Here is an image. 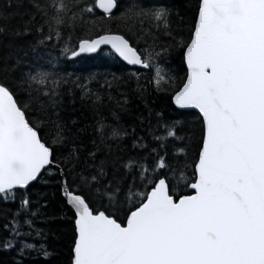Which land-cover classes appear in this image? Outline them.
Segmentation results:
<instances>
[{"label": "snow or ice", "instance_id": "obj_1", "mask_svg": "<svg viewBox=\"0 0 264 264\" xmlns=\"http://www.w3.org/2000/svg\"><path fill=\"white\" fill-rule=\"evenodd\" d=\"M122 3L28 0L22 31L68 60L109 46L135 68L136 94H167L175 115L149 109L138 135L120 123L128 101H118L86 146L64 112L67 79L43 66L0 79V202L19 200L0 250L16 253L13 264L49 257L37 224L48 204L31 191L47 174L72 213L70 264H264V0H196L187 21L165 0Z\"/></svg>", "mask_w": 264, "mask_h": 264}, {"label": "trees", "instance_id": "obj_2", "mask_svg": "<svg viewBox=\"0 0 264 264\" xmlns=\"http://www.w3.org/2000/svg\"><path fill=\"white\" fill-rule=\"evenodd\" d=\"M148 2L149 0H144V3ZM165 2L174 16L179 14L176 19L182 17L185 21L191 18L192 9L196 4V0ZM127 3L128 0H123L121 6L125 7ZM27 8L28 0H0V79L6 78L9 83H19L18 78L40 66L53 72L55 76L67 79L70 94L64 96V112L66 117L77 122L86 146H90L88 137L91 136L92 126L98 120L112 123L111 111L118 110V101H128L125 106L127 110L121 112L120 123L129 130L135 127L138 135H146L144 129L147 127V120L144 118L149 116V109L153 113L161 112L169 118L175 115L174 106L171 105L167 94L155 93L151 89L144 98L136 94L137 81L134 77L129 78L130 72L135 71V68L120 61L110 49L103 48L92 55H81L68 60L60 55V49L55 43L39 45L35 33L25 35L22 23L27 19ZM49 56L52 67H48ZM168 65L171 67L170 74L178 85L180 78L184 76V66L178 51L168 58ZM145 78L146 74L142 71L141 85L145 84ZM77 84L84 85L85 88L77 87ZM89 91L93 95H90ZM96 96L100 97L99 101L95 99ZM189 112L191 115L187 117L188 132L198 134V114L195 111ZM141 119H144L143 125ZM152 120L155 125L154 115ZM122 147L130 148L131 140H126ZM45 179L48 183L41 182L31 191L34 194L43 193L41 203L48 204L45 210L47 215L38 220L37 224L47 234V250L50 255L45 261L42 255L33 253L25 260V264H70L73 242L72 213L64 203L55 178L45 174ZM35 198L34 195L33 199ZM18 206L19 200L0 202V236L6 235L2 225L11 218V213L15 212ZM15 258V252L0 250V264H13Z\"/></svg>", "mask_w": 264, "mask_h": 264}, {"label": "water", "instance_id": "obj_3", "mask_svg": "<svg viewBox=\"0 0 264 264\" xmlns=\"http://www.w3.org/2000/svg\"><path fill=\"white\" fill-rule=\"evenodd\" d=\"M103 48H108L109 49V46H101V48L100 49H98L97 50V52H99L100 50H102ZM97 52H95V53H97ZM92 54H94V53H90V54H82V55H92ZM133 67V66H132ZM187 111H195V112H197L196 110H187Z\"/></svg>", "mask_w": 264, "mask_h": 264}]
</instances>
